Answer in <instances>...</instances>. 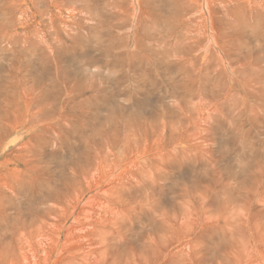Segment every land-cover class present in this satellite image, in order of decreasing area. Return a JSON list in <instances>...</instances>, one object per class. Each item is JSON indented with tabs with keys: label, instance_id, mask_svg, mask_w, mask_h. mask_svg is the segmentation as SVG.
<instances>
[{
	"label": "rangeland",
	"instance_id": "1",
	"mask_svg": "<svg viewBox=\"0 0 264 264\" xmlns=\"http://www.w3.org/2000/svg\"><path fill=\"white\" fill-rule=\"evenodd\" d=\"M0 264H264V0H0Z\"/></svg>",
	"mask_w": 264,
	"mask_h": 264
},
{
	"label": "bare ground",
	"instance_id": "2",
	"mask_svg": "<svg viewBox=\"0 0 264 264\" xmlns=\"http://www.w3.org/2000/svg\"><path fill=\"white\" fill-rule=\"evenodd\" d=\"M98 165H99V163H98ZM76 197H77V196H76ZM64 200H65V199H64ZM63 204H64V203H63ZM61 205H62V204H61ZM63 207H64V206H63ZM82 208H83V207H82ZM82 208L80 209L79 214H81L80 212H82V210H83ZM65 209H66V208H65ZM70 214H71V213H70ZM70 214H69V215H70ZM77 217H78V216H77ZM75 219H76V218H75ZM52 224H53V223H52ZM97 225H98V224H97ZM60 227H61V226H60ZM98 234H99V231H98ZM84 236H85V235H84ZM99 236H100V234H99ZM102 236H103V235H102ZM100 240H101V237H100ZM99 242H100V241H99Z\"/></svg>",
	"mask_w": 264,
	"mask_h": 264
}]
</instances>
